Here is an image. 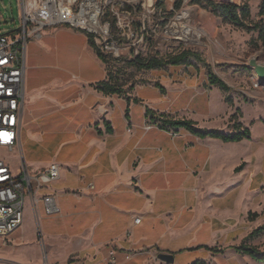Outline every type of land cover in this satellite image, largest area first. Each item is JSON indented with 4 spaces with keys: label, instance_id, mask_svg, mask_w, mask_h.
I'll return each instance as SVG.
<instances>
[{
    "label": "crops",
    "instance_id": "0c3cea01",
    "mask_svg": "<svg viewBox=\"0 0 264 264\" xmlns=\"http://www.w3.org/2000/svg\"><path fill=\"white\" fill-rule=\"evenodd\" d=\"M110 68L89 35L68 25L48 27L28 42V160L40 167L29 166L40 171L57 162L61 173L29 194L30 215L0 238V264H111L113 251L117 264L207 263L230 250L244 254L234 248V232L260 236H251L260 226L258 149L253 143L236 171L240 165L226 149L232 142L169 123L190 119L201 129L230 132L234 113L214 126L220 114L206 97L210 91L189 85L190 77L115 76L119 91L104 93L99 84L110 79ZM22 151L26 161L23 141ZM45 195L59 212H46ZM160 253L174 261H162Z\"/></svg>",
    "mask_w": 264,
    "mask_h": 264
},
{
    "label": "rangeland",
    "instance_id": "374dc122",
    "mask_svg": "<svg viewBox=\"0 0 264 264\" xmlns=\"http://www.w3.org/2000/svg\"><path fill=\"white\" fill-rule=\"evenodd\" d=\"M22 1L24 2V0H0V34H6L22 27ZM208 1L107 0L104 21L111 23V35L124 47L120 57L108 56L110 69L112 75L120 77L144 75L150 78H160L163 81L171 76L190 77L192 83L189 85L199 87L202 91L206 87V91H210L206 97H210L214 110L220 114L217 121L213 123L214 126H220V120L225 116L228 117L230 113H236L237 121L243 115L241 120L245 127L252 130V138L247 141L232 142L226 149L231 163L238 162L235 167L247 162L253 143L254 149H258L260 225H262L264 223V84L259 80H254L253 76L256 72L253 67H250V60L257 58L258 62L264 64V44L259 38L258 30H249L216 15ZM211 1L238 4L245 2V0ZM178 2L181 4L180 7H177ZM261 3L262 0L249 1L251 15L246 20L249 24L253 25L264 20V17L260 15ZM186 48L198 52L201 59L193 58V65L190 66L182 65L179 68L164 66L155 70L138 69L132 64L136 57H141V59L151 56L166 58ZM206 63L232 87L230 94L234 98V104L231 105L224 101L225 94L217 86L208 87ZM174 69L178 72L171 71ZM206 97L199 96L196 100L197 105H202ZM237 108H239V113ZM224 123L222 127L225 128ZM31 126L26 112L22 129L23 149L26 163L37 169L40 163H31L28 160L30 152H33L31 142L28 140ZM228 128L230 132L238 131L234 128V124ZM37 151L38 155L40 149ZM0 155L10 162L13 173L17 175L19 167L23 164L21 151L10 153L5 149H0ZM254 166V164L251 165L252 168ZM25 211L26 217L30 215L27 201ZM28 223L26 237L30 240L33 235V225L32 221ZM247 233L244 228L239 229L238 233L234 232L236 236L234 245L245 243L264 251V232L258 237H249ZM17 235L19 234L15 233L10 238H15ZM207 264L257 263L244 254H237L230 250L220 253L215 259H208Z\"/></svg>",
    "mask_w": 264,
    "mask_h": 264
},
{
    "label": "built area",
    "instance_id": "2783aa9c",
    "mask_svg": "<svg viewBox=\"0 0 264 264\" xmlns=\"http://www.w3.org/2000/svg\"><path fill=\"white\" fill-rule=\"evenodd\" d=\"M107 0H24L22 27L15 32L0 34V149L21 151L23 164L19 173L0 155V238H6L23 223L29 194L51 185L60 176L57 162L33 171L22 151V129L26 105V50L28 42L41 36L48 27L68 25L93 34L100 51L120 57L124 47L110 33L111 23L104 21ZM254 80L264 84L257 73ZM47 213L59 212L52 195H45ZM135 222H140L136 218ZM130 258V254L126 255ZM108 261L117 264L113 251Z\"/></svg>",
    "mask_w": 264,
    "mask_h": 264
},
{
    "label": "trees",
    "instance_id": "16d2710c",
    "mask_svg": "<svg viewBox=\"0 0 264 264\" xmlns=\"http://www.w3.org/2000/svg\"><path fill=\"white\" fill-rule=\"evenodd\" d=\"M250 0H245L243 4H238L234 2H216L209 0L208 3L212 7L214 13L216 15H220L224 17L225 19L236 23L240 26H243L249 30H258L259 32V38L261 39L262 43L264 44V20L260 23H255L253 25L249 24L246 20L251 15V9H250ZM180 2L177 3V7H180ZM260 15L264 17V0H262L261 6H260ZM17 29L11 31L15 32ZM89 35L90 44L92 47L95 48L98 56L106 63H109V55H106L100 51L98 46L96 45L94 41L93 34L87 33ZM201 59V56L198 52L193 51L192 49L186 48L178 53L172 54L168 57H158V56H151L147 59H141V57H136L132 64L135 65L138 69L143 70H155L163 68L164 66H190L193 65L192 59ZM208 66V81L211 85H215L218 88H220L224 95V101L228 104H234V98L230 94L232 87L219 75H217L210 67L208 63H206ZM112 77H115L112 75V71L110 69V79L108 81H103L99 84V89L102 90L104 93H115L119 91V85L118 83H112ZM160 86V85H159ZM237 112L239 113V108H237ZM234 120V128L238 129L237 132H223L218 129H201L197 127L196 122L190 119H182V120H174L169 121L170 124L175 126L184 127L190 132L200 136V137H214V138H220L225 142H238L243 139H250L252 132L249 127H245L242 129L243 125L240 121H237L236 113L233 115ZM244 166V163L241 164L236 168V171L242 170ZM257 217V213H250L249 218L255 219ZM264 232V223L260 225L258 228H256L252 233L251 236H255L259 233ZM236 251L250 255L252 258L259 262L264 263V251L259 250L255 246L248 245V244H241L239 246L234 247ZM191 264H207L205 261L197 260Z\"/></svg>",
    "mask_w": 264,
    "mask_h": 264
},
{
    "label": "water",
    "instance_id": "95a60500",
    "mask_svg": "<svg viewBox=\"0 0 264 264\" xmlns=\"http://www.w3.org/2000/svg\"><path fill=\"white\" fill-rule=\"evenodd\" d=\"M250 67H253L258 76L264 80V64L258 62L257 58H252L250 60ZM158 257L165 262L172 263L174 261L173 255L169 253H160Z\"/></svg>",
    "mask_w": 264,
    "mask_h": 264
}]
</instances>
